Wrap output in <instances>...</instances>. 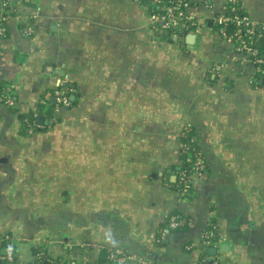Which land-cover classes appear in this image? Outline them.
<instances>
[{
	"label": "crops",
	"instance_id": "0c3cea01",
	"mask_svg": "<svg viewBox=\"0 0 264 264\" xmlns=\"http://www.w3.org/2000/svg\"><path fill=\"white\" fill-rule=\"evenodd\" d=\"M188 1L194 44L154 29L150 0H0V94L14 101H0L1 256L199 264L213 223L219 264H264V79L214 26L231 0ZM235 1L264 23V0ZM65 85L74 103L24 131ZM186 128L205 164L189 195ZM173 212L184 229L166 225Z\"/></svg>",
	"mask_w": 264,
	"mask_h": 264
},
{
	"label": "built area",
	"instance_id": "2783aa9c",
	"mask_svg": "<svg viewBox=\"0 0 264 264\" xmlns=\"http://www.w3.org/2000/svg\"><path fill=\"white\" fill-rule=\"evenodd\" d=\"M161 0H150L152 6L159 5ZM189 3L186 0H174L171 4L163 5L161 12L153 17V27L160 32L183 30L186 35L195 32L199 29L198 20L189 12ZM215 22L224 24L223 26H232L233 29L228 31L225 27L219 30L220 35L230 44L233 45L235 51L247 61L252 62L257 73L264 76V52L262 53L257 47L259 40H264V23H257L251 20L247 15L239 14H226L224 11L216 18ZM192 27V28H191ZM261 29V31H260ZM6 32L5 18L0 22V35H4ZM23 32L30 34L33 32L29 25L23 27ZM58 106H66L69 104V98L66 95L57 92ZM0 101H3L7 105H14V101L10 96L0 95ZM40 125V123L38 124ZM197 171L189 176L191 182H193V176L202 175L204 171V165L201 159H198L195 163ZM182 225V222L178 221L175 217L170 219V226L177 228ZM216 228V226L214 227ZM214 236L213 231L205 232L202 237V243L205 247H212L215 245V241L212 238ZM110 258L118 264L125 263V257L120 252H113L110 254ZM207 262L209 264H219V261L212 256H208ZM11 261L12 257H8ZM139 264H150L145 260H141Z\"/></svg>",
	"mask_w": 264,
	"mask_h": 264
},
{
	"label": "trees",
	"instance_id": "16d2710c",
	"mask_svg": "<svg viewBox=\"0 0 264 264\" xmlns=\"http://www.w3.org/2000/svg\"><path fill=\"white\" fill-rule=\"evenodd\" d=\"M4 1V8L7 9L9 8V2L8 0H3ZM174 0H161L159 5H150V13L152 14V16L159 14L162 9L163 5H168L171 4ZM189 5H191V3L186 0ZM224 12L226 14H239V15H247L244 11V9L242 8L241 4L238 1L235 0H231L229 2H227L224 6ZM221 13H219L217 15V17L220 15ZM216 18V17H215ZM224 24H219L217 22L214 21V26L216 27L217 30H220L222 27H225L228 31L232 30L233 27L232 26H223ZM200 26V24H198V27ZM192 28V27H191ZM159 31V30H158ZM261 31V29H260ZM160 32V31H159ZM162 33H164L166 36H172L175 35L177 36V38L179 39L180 42L184 43L185 42V37L186 34L184 33L183 30L177 29V30H172V31H163ZM0 37H3V35H0ZM257 47L260 49V51L263 53L264 52V40H259L257 42ZM258 77H262L264 79V76L260 75L259 73ZM59 92H61V94L66 95L69 98V104L64 106V107H70L74 102L72 101V99H70L71 97V93H72V88L69 87V85H65V86H60L58 88ZM5 95V92H2L0 94ZM48 104L49 107H47L48 109L45 108L44 104H41L39 106L38 109L36 110H31L27 113H23L21 115V122H22V128L24 129V131H26L27 133H34L37 131H41L45 125L44 124H40L38 125V117L39 116H44L45 117H50L51 113L55 110V108L58 106V101L51 103L49 101L46 102ZM195 132L193 131L192 128H186L183 136L181 138L182 141V151H181V166L179 168V170H176L178 173V177L176 180V188L182 192V194L184 195H189V192L192 188V182L189 179V176L197 171V166L195 165L196 161L198 159L203 160V155L201 153V149L197 143V140L194 138ZM203 162V161H202ZM204 168H205V164L203 162ZM205 169H203L202 171H204ZM172 217H175L178 221L182 222V225L178 226L177 228H172L170 226V219ZM167 226L171 229H184L187 225V218L184 217L183 215L179 214V213H171L170 216L167 219ZM215 225L212 223L210 224V226L208 227V229L206 230V233L209 231H213L214 232V236H212L211 239H213L214 241L216 240L217 237V229L214 228ZM163 234V233H162ZM208 248L210 247H206L205 251L203 252V254L199 257V264H209L207 262V257L209 256V252H208ZM11 254L12 260L9 261L7 259V255H0V264H18L17 260H16V256L15 253L11 252L9 253ZM112 263H117L116 261L112 260Z\"/></svg>",
	"mask_w": 264,
	"mask_h": 264
},
{
	"label": "water",
	"instance_id": "95a60500",
	"mask_svg": "<svg viewBox=\"0 0 264 264\" xmlns=\"http://www.w3.org/2000/svg\"><path fill=\"white\" fill-rule=\"evenodd\" d=\"M195 40H196V35L194 33H190L186 36V41L189 44H194ZM37 120H38V123H40V124L44 123V117L43 116H39ZM208 252L211 256L217 255V249L215 247L209 248ZM208 262H210V260ZM45 264H49V263H45Z\"/></svg>",
	"mask_w": 264,
	"mask_h": 264
}]
</instances>
